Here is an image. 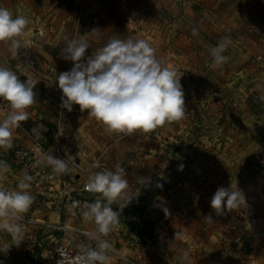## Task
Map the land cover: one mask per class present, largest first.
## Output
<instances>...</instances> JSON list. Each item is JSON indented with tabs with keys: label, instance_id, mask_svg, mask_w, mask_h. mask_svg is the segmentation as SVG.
<instances>
[{
	"label": "rangeland",
	"instance_id": "374dc122",
	"mask_svg": "<svg viewBox=\"0 0 264 264\" xmlns=\"http://www.w3.org/2000/svg\"><path fill=\"white\" fill-rule=\"evenodd\" d=\"M0 7L29 20L20 38L26 47L17 58L0 42V65L22 81H37L36 102L21 122L25 134L13 137L11 149H0V162L29 171L39 158L36 149L44 154L59 143L79 157L104 152L106 164L125 169L134 197L114 230L102 237L120 255L139 264H178L187 250L190 264H264V107L252 87L264 85V43L249 45L252 37L264 39V0H0ZM93 29L98 34L88 33ZM225 36L232 41L224 52L228 59L211 67V49ZM65 37L89 40L85 58L110 38L149 41L164 65L183 74L185 117L131 135L107 132L79 105L71 112L63 109L60 119L57 76L73 66L61 56ZM251 46L259 51L250 52ZM245 68L262 74H238ZM7 108L0 99V119ZM254 120L258 131L252 129ZM39 125L44 127L37 135L32 129ZM140 176L150 177V183H139ZM230 184L242 190L246 207L216 216L210 200L218 187ZM10 185L3 181L0 188L11 190ZM55 187L44 191L50 200L56 198L52 211L60 207ZM210 213L212 223L206 217ZM19 223L25 233L19 245L0 231V247H10L7 254L0 252V261L51 264L49 250L58 234L48 227L52 222L25 213ZM120 255L108 253L109 264H128Z\"/></svg>",
	"mask_w": 264,
	"mask_h": 264
},
{
	"label": "clouds",
	"instance_id": "9594fccd",
	"mask_svg": "<svg viewBox=\"0 0 264 264\" xmlns=\"http://www.w3.org/2000/svg\"><path fill=\"white\" fill-rule=\"evenodd\" d=\"M28 24L29 20L24 15H14L8 8L0 7V42L8 44L13 59L19 56L20 49L26 47L20 38L24 36ZM88 33L98 34V30L93 29ZM193 34H197L195 30ZM65 40L67 42L61 49V56L71 61L73 66L57 76L63 109L71 112L73 105H79L81 112L87 110L88 116L102 123L107 132L124 135L150 133L166 123L185 117V92L181 84L183 74L164 65L149 41L142 38H110L95 55L85 58L86 50L91 47L88 39L65 37ZM231 43L230 36H225L211 49V67L222 66L227 61L224 52ZM36 85V80L22 81L16 72L0 65V99L9 105L7 115L0 120V149L13 147L14 130L29 119L28 109L36 102ZM43 127L39 125L32 131L40 135L37 129ZM35 163L51 166L57 174L71 171L66 159L53 156L51 151L40 155ZM92 167L100 168L101 165L96 161ZM9 170L6 163L0 162V179ZM33 180L34 177L23 170L15 189L0 188V231L8 232L18 245L25 235L19 222L35 199L31 192ZM138 181L148 185L150 177L140 176ZM84 187L88 192L100 194V198L93 203L80 205V202H74V206L82 207L81 215L85 222L94 221L96 230L91 238L97 246L78 245L80 254L76 261L77 264H109L108 252L112 246L102 237H107L114 230L119 223L120 213L134 198L128 191L130 186L125 169L117 164L114 170L105 168L89 172ZM118 200L125 202L120 204L119 211H114L112 205ZM242 205L246 207L245 196L232 184L218 187L210 200V207L216 216L240 210ZM163 211L166 216L169 215L167 208ZM206 217L210 223L214 222L211 213ZM179 235L175 233L174 239ZM9 248L0 247V252L7 254ZM58 264H61V260ZM178 264H190L187 250Z\"/></svg>",
	"mask_w": 264,
	"mask_h": 264
},
{
	"label": "crops",
	"instance_id": "0c3cea01",
	"mask_svg": "<svg viewBox=\"0 0 264 264\" xmlns=\"http://www.w3.org/2000/svg\"><path fill=\"white\" fill-rule=\"evenodd\" d=\"M250 39L251 40H249L250 41L249 45H252L254 43H258V41H260V40L261 41L263 40L262 43H264V39H259V37H255V38L252 37ZM261 45H263V44H261ZM249 49H250V52H253V53L259 51V49L255 46H251V47H249ZM239 73H250V74H247L250 77L253 76L254 74H258V75L262 74V73H254V71L249 70V68L242 69V70L238 71V74ZM252 87H254L255 89L258 90V97H259L258 105L263 108L264 107V85L263 84H255ZM7 111H9V108H7ZM0 117H1V115H0ZM0 120H3V118ZM259 126H260L259 121L254 120V122L252 123V129L258 131L257 128H259ZM24 134H25L24 128L22 126H20L19 129L14 130L13 137H16L17 135H23L24 136ZM55 137L57 138L56 134H55ZM57 139L60 140V138H57ZM64 147H63V149L65 150ZM54 149H55V145L53 147H51V149L49 150V151H51L52 155H53L52 152ZM263 149H264V146L262 148V151H263ZM66 152L69 154L70 149L68 148V151H66ZM101 153L102 152L96 153V154L91 155V156L87 155L84 157H83V155H82V157H79L80 153H74V154L71 153L69 155H72V156L78 158L80 161H82L84 163H89V162L93 161L94 159H96ZM0 154H1L0 158L4 157L3 152H0ZM41 154H42V152L39 149L35 150V155L40 156ZM102 157L100 159V162H102L106 166H109L108 164L105 163L104 158H102ZM40 167L41 166L37 167V165L31 164L29 171H27L29 175H32L34 177V180L32 181L31 192L35 198L34 203L32 204V206L29 209V211L27 212V214H29L31 217L36 218V219H40V218L43 220L46 219L48 222H52L53 224L65 223V224H67L71 227H74V228L89 229V230L94 228L96 226L94 221L85 222L82 218V215H81V212L83 210L82 207L74 206V202L78 201V202H80V205H82L85 202L93 203V202H95V200L97 198H100V195L99 194H96V195L95 194H89L86 191H81L80 184L75 182L76 172L74 171V169L72 167H70L71 171H68V172L63 173V174L55 173L52 170L51 166H42L41 168ZM109 167H111V166H109ZM198 167H199V165H198ZM9 169H10L8 171L9 177L4 176L6 181L4 180V178L0 179V184L3 183V181H4L6 183L11 184L10 188L15 189L17 186L18 180L20 179V176H21L23 169L22 170H19L17 168H9ZM126 176H127V174H126ZM126 179H128V177H126ZM53 182H57V183L53 184ZM66 184L67 185H74V187H75V191L73 194L74 199L72 201H68L66 199V197L63 195V191L65 190ZM55 185H57V187H55V188L59 189V191H58L59 193L56 194V196H58L57 205H60V207L62 206L61 208H63L64 210H62L60 207H58V209H55L54 211H52L50 209L51 208L50 205L53 203V201L56 202V200H55L56 198L53 200H50L49 197H46L50 193L46 194V192H44V191L48 188H51L52 186H55ZM121 202L122 201H120V200L116 201L115 203H113V207L114 208L118 207L121 204ZM37 204L38 205L41 204V206H38ZM70 208H71V211L69 210ZM40 209H42V211ZM51 217H52V220H51Z\"/></svg>",
	"mask_w": 264,
	"mask_h": 264
},
{
	"label": "built area",
	"instance_id": "2783aa9c",
	"mask_svg": "<svg viewBox=\"0 0 264 264\" xmlns=\"http://www.w3.org/2000/svg\"><path fill=\"white\" fill-rule=\"evenodd\" d=\"M62 110L63 108L61 104L60 105V115H59L60 119L62 117ZM62 132H63L62 127L58 126L56 136L60 138L62 135ZM103 155H104V152H102L93 161L89 163H84L80 161L78 158L70 156L63 149L60 143L55 147L53 151V156L57 158H61V159H66L69 166L74 169V171L76 172L75 182L80 184L81 191H86L84 186L88 182L89 172L102 171L105 168L109 170L115 169V166L109 167V166L104 165L102 162H100V159ZM96 161H99L101 165L100 168L92 167V164ZM260 164L264 165V149L261 154ZM74 191H75L74 185L66 184L65 190L63 191V195L66 197L68 201H72L74 199V196H73ZM86 192L89 194H95V195L98 194V193H91L88 191ZM249 220L252 223L255 221L254 217L251 215L249 216ZM48 227L58 233L56 238L54 239V243L51 249L49 250L51 264H58L60 260H61V264H77L76 257L80 254V249L78 245H80L81 243H85L93 248L97 246L95 240L91 238L92 234L95 233L96 226L89 230V229L74 228L65 223H57V224L52 223V224H49ZM111 252L113 254L120 255V253H118L117 250L113 248V246H112V250L108 253H111ZM120 256L124 257V260H126L128 264H139L133 261L132 259L125 257L124 255H120Z\"/></svg>",
	"mask_w": 264,
	"mask_h": 264
}]
</instances>
